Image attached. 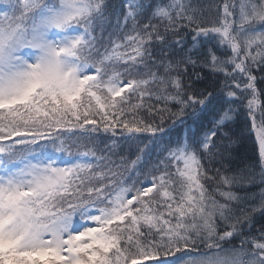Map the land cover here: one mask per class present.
<instances>
[{"label":"snow or ice","instance_id":"1","mask_svg":"<svg viewBox=\"0 0 264 264\" xmlns=\"http://www.w3.org/2000/svg\"><path fill=\"white\" fill-rule=\"evenodd\" d=\"M0 264H264V0H0Z\"/></svg>","mask_w":264,"mask_h":264},{"label":"trees","instance_id":"2","mask_svg":"<svg viewBox=\"0 0 264 264\" xmlns=\"http://www.w3.org/2000/svg\"><path fill=\"white\" fill-rule=\"evenodd\" d=\"M239 152L241 155L254 158L255 156V148L254 143L251 137H248L243 144L239 148Z\"/></svg>","mask_w":264,"mask_h":264}]
</instances>
